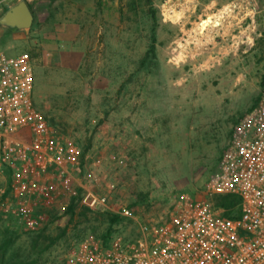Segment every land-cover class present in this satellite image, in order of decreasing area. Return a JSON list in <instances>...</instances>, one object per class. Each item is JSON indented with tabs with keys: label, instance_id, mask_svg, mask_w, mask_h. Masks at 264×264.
<instances>
[{
	"label": "rangeland",
	"instance_id": "1",
	"mask_svg": "<svg viewBox=\"0 0 264 264\" xmlns=\"http://www.w3.org/2000/svg\"><path fill=\"white\" fill-rule=\"evenodd\" d=\"M21 1L33 23L0 25V50L33 57L32 108L69 159L23 185L5 158L0 264H62L86 236L136 240L185 195L215 201L217 161L264 84V0Z\"/></svg>",
	"mask_w": 264,
	"mask_h": 264
},
{
	"label": "built area",
	"instance_id": "2",
	"mask_svg": "<svg viewBox=\"0 0 264 264\" xmlns=\"http://www.w3.org/2000/svg\"><path fill=\"white\" fill-rule=\"evenodd\" d=\"M20 1L0 0V6L10 8ZM33 85L31 56L0 50V166L12 156L24 168L15 176L23 185L30 170L44 171L48 164L69 159L32 108ZM68 186L65 179L56 195L66 196ZM211 188L214 196L229 197L231 205L225 209L213 198L185 195L168 219L140 224L136 240L86 236L71 246L62 264H264V88L233 127ZM104 203L100 198L95 205L103 208Z\"/></svg>",
	"mask_w": 264,
	"mask_h": 264
},
{
	"label": "water",
	"instance_id": "3",
	"mask_svg": "<svg viewBox=\"0 0 264 264\" xmlns=\"http://www.w3.org/2000/svg\"><path fill=\"white\" fill-rule=\"evenodd\" d=\"M34 16L24 1L12 6L1 18L0 25L16 29H29Z\"/></svg>",
	"mask_w": 264,
	"mask_h": 264
},
{
	"label": "trees",
	"instance_id": "4",
	"mask_svg": "<svg viewBox=\"0 0 264 264\" xmlns=\"http://www.w3.org/2000/svg\"><path fill=\"white\" fill-rule=\"evenodd\" d=\"M150 9V8H149ZM149 15L151 16V19L153 20L152 23L154 25V27L156 28V20H155V15H154V12L149 10ZM152 27L151 28V31H152V36H151V45L149 46V49H148V52H147V56L150 57V56H154L155 55V41H156V38H155V28ZM30 55V54H29ZM31 56V55H30ZM31 58L33 59V57L31 56ZM34 60V59H33ZM34 84H35V74H34ZM264 88V84H263V87H262V90ZM259 98L257 99L256 103L258 102ZM254 103V104H256ZM239 120V119H238ZM237 120V121H238ZM231 136V135H230ZM74 201L75 200H72L71 202V206H70V210L71 212L74 210L75 208V205H74ZM215 202L217 204V206H220L222 208H228L230 205H231V200L229 197H224L223 199L220 198V197H216L215 198ZM111 235H108V236H104L103 237V240L104 239H107L109 238Z\"/></svg>",
	"mask_w": 264,
	"mask_h": 264
}]
</instances>
